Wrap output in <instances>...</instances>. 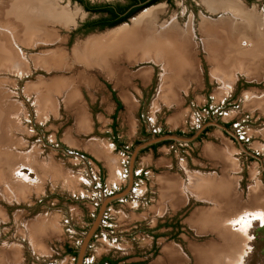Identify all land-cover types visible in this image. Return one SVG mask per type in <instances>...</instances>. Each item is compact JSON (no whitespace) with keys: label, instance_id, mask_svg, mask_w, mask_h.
<instances>
[{"label":"rangeland","instance_id":"1","mask_svg":"<svg viewBox=\"0 0 264 264\" xmlns=\"http://www.w3.org/2000/svg\"><path fill=\"white\" fill-rule=\"evenodd\" d=\"M80 1L40 0L38 7L48 12L28 16L23 8H31V0H0V251L21 254L11 264H75L76 255L67 247L78 249L103 196L127 186L135 147L153 136L190 138L201 128L193 141L166 140L138 154L133 191L108 206L84 264H99L106 256L125 264H197L196 247L213 244L220 245L219 256L206 252L210 258L205 264H264V223L253 220L245 233L238 222L231 224L246 212L264 214V0H236L249 20L245 24L242 18L244 23L233 32L217 23L224 13L210 12L201 0H160L150 6L163 7L159 24L174 18L181 27L190 20L194 26L189 58L194 74L176 89L177 103L159 105L164 75L159 64L133 57L107 72L100 61L81 60L76 50L96 35L131 24L148 8L115 27L88 30L86 22L105 15L89 12ZM86 1L92 6L130 3ZM64 10L71 17L69 25L56 18ZM203 17L218 32L220 43L212 38L210 49ZM45 27L52 37L41 34ZM53 57L60 63L35 65ZM214 70L232 73V81L215 76ZM41 83L45 93L34 87ZM118 102L122 108L117 111ZM208 152H224L227 159ZM190 173L228 179L235 186L230 196L236 191L240 196L226 200L236 208L233 214L223 207L219 220L204 231L191 220L200 210L217 208L215 200L202 201L187 190L186 206L157 209L162 204L158 180L172 177L182 188ZM2 174L31 186L29 195L11 201ZM40 219L51 231L41 239L43 252L22 233ZM167 248L176 251L178 260L172 262Z\"/></svg>","mask_w":264,"mask_h":264},{"label":"bare ground","instance_id":"2","mask_svg":"<svg viewBox=\"0 0 264 264\" xmlns=\"http://www.w3.org/2000/svg\"><path fill=\"white\" fill-rule=\"evenodd\" d=\"M31 1L33 3V6L31 8L25 9V7L23 8L24 10L22 9L25 13L29 14L28 16L32 15V12H40L41 10L42 13L48 12V10L42 8L40 9V7H38L37 2H39L40 0ZM201 1L210 12L224 13L223 17H221V20L217 22L220 23V25L225 26L224 29L231 28L232 32L236 31L238 27L237 25L239 23H244V20L246 24V21L249 20L248 17H245L244 14L241 13L244 7H242L240 3L236 0ZM63 12L64 13H56V18L60 21V23L69 25V23L72 22L71 17H68V12H66L65 10ZM161 12H163V7L161 5L146 9L137 18L133 19L131 24L124 25L102 35H96L94 36V39H88L89 41L87 40V42H85L84 44L77 45V55L81 60H84L88 64L100 61L101 67L107 72H112V70H114V68L116 67V63L118 64L124 59L129 60L133 57H136L138 61L142 58L146 61L155 62L159 64L162 67L161 69H163L164 71L159 91V98L157 96L158 99L156 104L159 105V102H164L165 104H171L173 102L177 103L179 100H177V97L174 95H177L176 89L179 88L180 91L182 89V85H184L185 79H187L186 77H190L194 74L190 70L191 68L193 69V67L195 68V66H192V63L189 64V61L191 62V60L189 59L190 55L194 53V50H192L191 48L195 45L192 36L194 28L193 20H190V22L186 26L184 25L185 27H181L178 21L174 18L171 19V21H164L163 23L159 24L158 15ZM209 20L210 19L204 17L202 20V23L204 22L202 24V28L205 31V40L210 43L213 38L215 42L220 43L218 39V32L215 30V27L210 25L211 23ZM211 31H214L215 33H217V35H214V33L211 34ZM40 32L41 34H43V36L48 34L50 37H52L53 34L49 33L46 27L44 29H41ZM208 48H211V43L208 45ZM53 58L55 59L47 60L43 58L41 59L42 62L38 60L36 61V63H40H35V65L40 64L39 66L47 68L48 65H50L53 61H55L56 64L60 63L59 57ZM33 59H37V57H34ZM26 65V63H22V65L20 66H22V68H25V70H27V68L29 70L30 67H26ZM239 67L237 68V70H240ZM213 74L224 80L226 78L229 79L226 81H232V73L230 72L226 73V75L229 76H224L223 72L221 73L217 70H214ZM229 82H226L228 88L224 89L225 92H229L231 90V84ZM58 86L59 85L57 84L56 88ZM34 87L39 92L42 90L41 92L45 93L46 91V87L42 83L37 84ZM60 90L61 89L58 87L57 91L61 92ZM70 100H74V96H70ZM126 101L127 103H130V100L128 98L126 99ZM97 151L100 152L99 150ZM208 153L212 156H219L222 160H224V157L226 158V154L224 152ZM105 157L107 158V155ZM109 160H107V163H109ZM36 161L34 160V163H36ZM224 166V170L227 171V169H229L228 164L224 162ZM109 167L110 169H113L114 164H110ZM43 171L44 170H42V172ZM43 173H45L44 175H48V171H44ZM2 176L3 178H5L3 179V183H7V187H5L4 190L5 192H7V196L11 201H15L18 195H20V198H22L23 200L29 195L31 186L24 185L22 181H15L16 183L8 181V178L5 177L6 175L2 174ZM187 178L189 179L188 184L185 186L183 185L182 188V185L180 184H178L177 186L176 181H174L175 178L165 176L158 180L159 185L161 187L162 204L159 205V208L157 207V209L162 211L167 204L177 203L182 198L184 202H186L188 197L187 190H189L191 194L197 196V198L201 199L202 201L210 200L212 202V200H215L217 203V208L214 207L210 210H200L192 218V222L195 223L194 225L196 226V228L200 229V231H204V229H207V226L211 225L212 223L218 220V215L220 216V214H222L221 212L223 211V207V212L228 215L232 214L233 211L236 209L234 206L231 205L230 202L226 203V200H228L229 198H235L236 201V199L240 197L238 195V191H236V194H234V196H230L233 194L232 191L235 188L233 182L229 181L228 179L227 181L225 178H220L221 180L217 181V178L211 179L208 178V176L206 175H198V173L187 174ZM8 185H10V187ZM11 187H13V190H11ZM256 190L257 191L255 192L257 193L259 190H261V188L258 187V189ZM259 195H261L260 192H258V196ZM173 206V208L177 207L176 205ZM248 214H252V216H255L254 219L250 218ZM253 220H259L264 223L263 212H246L244 213V215L239 216L237 219H233L231 221V224L234 225L235 222H238V224H240L239 230L241 229L243 233H245L247 227L252 223ZM45 222L46 220L40 219L38 221H35L34 223L29 224L27 228L23 229L22 231L23 236L26 238L28 237L27 239H29V241L34 244L36 249L42 252L45 251V248L41 239L42 237L48 235L51 232L49 226L45 225ZM240 222H243L244 227ZM230 236L232 237V235ZM214 245L215 244L208 246L207 248L196 247L195 253L197 264H205V262L210 258V256H206V252H216V255L219 256L220 251L216 249L219 248L220 245L213 247ZM232 247L234 248V246H230V249ZM10 251L14 250L4 248L2 249V251H0V264H11V262H15L16 258L21 255L16 251ZM167 251L169 252V256L172 262L178 260L177 258L179 257V255L176 253L175 250L167 248Z\"/></svg>","mask_w":264,"mask_h":264},{"label":"water","instance_id":"3","mask_svg":"<svg viewBox=\"0 0 264 264\" xmlns=\"http://www.w3.org/2000/svg\"><path fill=\"white\" fill-rule=\"evenodd\" d=\"M149 1V0H148ZM153 6V5H150ZM150 6L146 7L149 8ZM225 130L227 129L226 127H222ZM202 132V129L200 128L199 131L196 132V134L190 138L184 137L182 135H177V134H166V135H161V136H153L151 139L139 144L137 147H135L134 151L131 154V161L129 165V176H128V184L127 186L120 192H116L112 195L106 196L102 198L100 201V208L99 212L92 222L91 226L88 228L87 232L82 236V241L76 250V262L75 264H84L85 258L87 255V251L90 247L91 240L97 233L99 229L102 228V222L105 217L106 210L108 209V206L115 201L121 200L125 197H127L129 194L132 193L133 187H134V182L136 180V174L134 171V166H135V161L138 156V154L145 148L149 146H153L159 142L166 141V140H176V141H181V142H190L193 141L195 138H197ZM231 133V132H230ZM232 134V133H231ZM240 146L243 148V146L240 144ZM82 157V156H81ZM102 192V190H100Z\"/></svg>","mask_w":264,"mask_h":264},{"label":"trees","instance_id":"4","mask_svg":"<svg viewBox=\"0 0 264 264\" xmlns=\"http://www.w3.org/2000/svg\"><path fill=\"white\" fill-rule=\"evenodd\" d=\"M137 1H143V0H131L130 3L127 5L104 4V5H93V6L90 5L86 0H81L80 2L84 4L85 9L88 10L89 12L105 15L97 20L86 22V24L84 25V28L88 30H94L96 28L105 29L109 27H115L129 20V18H131L133 15H135L140 10L150 5H153L156 3V1H160V0H153L152 2L142 4L140 6L134 7L133 9L129 10L130 7L133 4H136ZM121 108H122V104L118 102L117 111L121 110ZM157 146L158 144L153 145L152 147L155 148ZM67 252L72 255H77L76 251L69 247H67ZM105 262H108L109 264H116V262L111 260L110 258L102 259L100 264H104Z\"/></svg>","mask_w":264,"mask_h":264},{"label":"flooded vegetation","instance_id":"5","mask_svg":"<svg viewBox=\"0 0 264 264\" xmlns=\"http://www.w3.org/2000/svg\"><path fill=\"white\" fill-rule=\"evenodd\" d=\"M129 1H131V0H129ZM153 0H143V1H137L136 2V4H133L131 7H130V9L129 10H131V9H133L134 7H137V6H140V5H142V4H146V3H149V2H152ZM157 2H159V1H156V3ZM128 10V11H129ZM104 258H110L111 260H113V261H115L116 262V264H125L122 260H115V259H113V258H111V257H109V256H106V257H104ZM104 258H102V259H104ZM100 262H101V260H100ZM100 262H99V264H100ZM104 264H109L108 262H105Z\"/></svg>","mask_w":264,"mask_h":264},{"label":"crops","instance_id":"6","mask_svg":"<svg viewBox=\"0 0 264 264\" xmlns=\"http://www.w3.org/2000/svg\"><path fill=\"white\" fill-rule=\"evenodd\" d=\"M157 147H155L154 149H156ZM188 201H189V199L187 200V202H185L184 203V200H183V198L180 200V201H178L177 203H172V204H167L166 206L169 208V209H174L173 207V205H176L177 207L175 208V209H178L179 207L181 208V207H184V206H186L187 205V203H188ZM179 208V209H180ZM234 212V211H233ZM233 214V213H232ZM219 217V216H218ZM218 219V218H217ZM219 220V219H218ZM191 222H192V220H191ZM120 260V259H119Z\"/></svg>","mask_w":264,"mask_h":264}]
</instances>
